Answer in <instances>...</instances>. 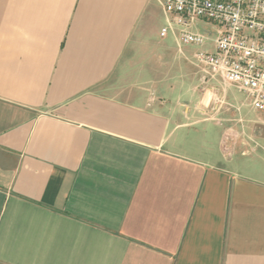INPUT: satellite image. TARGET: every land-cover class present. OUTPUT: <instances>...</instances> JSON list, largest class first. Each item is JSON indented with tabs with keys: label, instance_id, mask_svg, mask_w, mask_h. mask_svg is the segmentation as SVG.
<instances>
[{
	"label": "crops",
	"instance_id": "1",
	"mask_svg": "<svg viewBox=\"0 0 264 264\" xmlns=\"http://www.w3.org/2000/svg\"><path fill=\"white\" fill-rule=\"evenodd\" d=\"M165 25L0 0V264H264V116Z\"/></svg>",
	"mask_w": 264,
	"mask_h": 264
},
{
	"label": "built area",
	"instance_id": "2",
	"mask_svg": "<svg viewBox=\"0 0 264 264\" xmlns=\"http://www.w3.org/2000/svg\"><path fill=\"white\" fill-rule=\"evenodd\" d=\"M166 16L161 38L176 37L179 50L194 47L204 83L244 94L264 116V0H159ZM214 97L224 103L225 96Z\"/></svg>",
	"mask_w": 264,
	"mask_h": 264
},
{
	"label": "rangeland",
	"instance_id": "3",
	"mask_svg": "<svg viewBox=\"0 0 264 264\" xmlns=\"http://www.w3.org/2000/svg\"><path fill=\"white\" fill-rule=\"evenodd\" d=\"M154 41H155V43L158 45V46H162V47H164V48H169L170 50H172L174 53H176L177 52V45H176V43H175V40H174V38L172 37V35H169V37L168 38H166V39H162V38H159L158 36L157 37H155L154 39H153ZM184 50L186 51V54H189V55H191L195 50H196V48H194V47H184ZM194 50V51H193ZM187 75H191V74H193L194 76L195 75H198L199 73H197V71H194V72H192V73H186ZM193 76V77H194ZM201 78V76H200V74L198 75V79H200ZM216 92H219L218 90L216 91ZM215 92V93H216ZM221 92V91H220ZM213 97H214V95H213ZM244 159H246V157L244 158ZM248 159V158H247Z\"/></svg>",
	"mask_w": 264,
	"mask_h": 264
}]
</instances>
